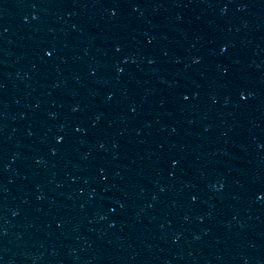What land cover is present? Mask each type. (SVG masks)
<instances>
[{
	"label": "water",
	"instance_id": "95a60500",
	"mask_svg": "<svg viewBox=\"0 0 264 264\" xmlns=\"http://www.w3.org/2000/svg\"><path fill=\"white\" fill-rule=\"evenodd\" d=\"M110 22L264 73V0H63Z\"/></svg>",
	"mask_w": 264,
	"mask_h": 264
}]
</instances>
